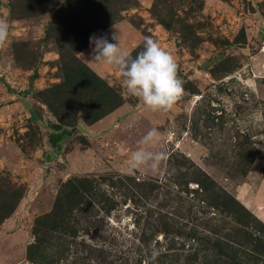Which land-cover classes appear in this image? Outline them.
Returning a JSON list of instances; mask_svg holds the SVG:
<instances>
[{"label": "rangeland", "instance_id": "374dc122", "mask_svg": "<svg viewBox=\"0 0 264 264\" xmlns=\"http://www.w3.org/2000/svg\"><path fill=\"white\" fill-rule=\"evenodd\" d=\"M0 19L10 25L0 52V264H38L29 258L37 221L76 177L113 200L98 203L94 238L79 235L105 247L109 264L253 259L264 240V0H0ZM113 25L132 56L145 36L174 56L184 92L172 110L148 109L124 93L118 67L91 61L89 37L111 40ZM96 76L122 104L96 122L79 118L55 156L38 119L73 129L74 110L56 98L112 96ZM153 127L159 138L145 147L164 158L134 168Z\"/></svg>", "mask_w": 264, "mask_h": 264}, {"label": "trees", "instance_id": "16d2710c", "mask_svg": "<svg viewBox=\"0 0 264 264\" xmlns=\"http://www.w3.org/2000/svg\"><path fill=\"white\" fill-rule=\"evenodd\" d=\"M1 50L2 46H0V52ZM177 71H179L178 68ZM96 79L100 87H104L110 91L112 96H110L109 93H105L103 99L97 101V104L92 101H65L61 100L59 96L56 98L57 104H60L59 106L61 107H65L66 111L74 110V117L70 122L74 124L73 129H71L67 123L56 121L43 122L38 119L39 123L49 131L51 135L50 139L54 146H58L64 136H70L80 127V125H77L79 118L82 117L86 122H96L105 116L111 109L122 104L121 96L117 94L113 88L108 86V84L98 76H96ZM115 96L118 98V101L113 102L111 99ZM80 113L83 114L78 116ZM194 179L201 185H206L205 187L210 189L208 184L204 183L205 180H201L197 177ZM205 179L208 180L209 178L206 176ZM210 182L213 183V180L210 179ZM88 194L92 197V202L87 198ZM102 201L111 202L109 207H114L112 198L105 192L103 194V191L100 187L95 185L93 180L78 177L70 180L58 195L52 211L44 214L38 219L36 239L34 244L31 245L29 258L38 264H61L62 261V264H109L108 259L111 257V254H108L105 247H100L91 243L85 240V238L79 240V235L82 232L94 238L90 229L93 226L91 222L94 221L92 217H96L98 221L102 220L101 218H97L99 211L97 208L102 209L98 203ZM225 205L229 210L239 214V204H237L235 198L230 197L229 202H225ZM91 208H95V210L91 211ZM107 211L109 213L111 210ZM74 212L78 213L75 214ZM83 216L86 217L84 218ZM79 219L87 222L85 227L81 226ZM55 236H57V239H55ZM71 245H73L76 254L73 260L69 259L70 253L73 252ZM254 254L253 259L250 260L247 258H240L237 255L227 256L228 261H226V264H249V261H252L251 264H264V240L259 239V241H257ZM91 260L94 261V263H92Z\"/></svg>", "mask_w": 264, "mask_h": 264}, {"label": "clouds", "instance_id": "9594fccd", "mask_svg": "<svg viewBox=\"0 0 264 264\" xmlns=\"http://www.w3.org/2000/svg\"><path fill=\"white\" fill-rule=\"evenodd\" d=\"M121 30L113 25L111 40L108 35L89 37L91 61L118 67L122 73L123 91L129 96L140 99L152 111H169L180 100L184 92L183 81L177 74L174 56L163 48L158 40L145 36L143 49L135 56L122 46ZM10 25L0 19V46L7 44ZM159 138L155 127L150 129L139 141L131 156V166L140 168L158 167L164 158L163 152H153L145 146L153 144ZM156 252H153L155 255Z\"/></svg>", "mask_w": 264, "mask_h": 264}, {"label": "water", "instance_id": "95a60500", "mask_svg": "<svg viewBox=\"0 0 264 264\" xmlns=\"http://www.w3.org/2000/svg\"><path fill=\"white\" fill-rule=\"evenodd\" d=\"M262 27H264V25H262ZM179 44V41H178ZM212 61L208 62L206 65H204L203 67L205 68L209 63H211ZM75 134V132H73L70 136H64L62 138V140L60 141L58 146H54L50 149V151L55 155L58 156V154L61 152V150L63 149L64 143L66 142L68 137H71Z\"/></svg>", "mask_w": 264, "mask_h": 264}]
</instances>
